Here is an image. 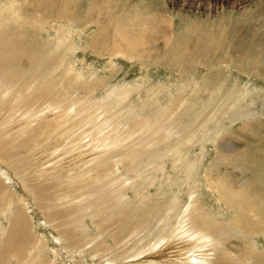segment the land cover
Instances as JSON below:
<instances>
[{"label":"rangeland","instance_id":"1","mask_svg":"<svg viewBox=\"0 0 264 264\" xmlns=\"http://www.w3.org/2000/svg\"><path fill=\"white\" fill-rule=\"evenodd\" d=\"M234 25L256 41L264 0H0L1 264H264L263 204L208 187L264 160V79L217 63Z\"/></svg>","mask_w":264,"mask_h":264},{"label":"bare ground","instance_id":"2","mask_svg":"<svg viewBox=\"0 0 264 264\" xmlns=\"http://www.w3.org/2000/svg\"><path fill=\"white\" fill-rule=\"evenodd\" d=\"M45 2V1H44ZM49 2V0H48ZM77 3V2H76ZM69 4V3H68ZM68 4L66 5L65 1H63V6L66 8V6H68ZM89 5H93V2H89ZM89 7V6H88ZM68 9V8H67ZM59 13V12H58ZM69 13V12H68ZM62 15V14H60ZM74 16L73 13L70 14V17ZM90 16V15H89ZM88 17V16H87ZM87 20V19H85ZM228 26V25H227ZM157 29V28H156ZM239 27L237 25L232 26L231 28L228 29L227 32V36L225 37V39L221 42L220 47L222 49L221 54L222 57L219 58L217 60V63H220V65H222V68L228 69L230 68L229 65L230 63H233L235 65V67L240 70L241 72H243L244 70L247 72V74H253L256 77H260L264 79V33H259L258 36H256V41L253 38H247L245 37V33H239L238 31ZM169 38V37H168ZM172 39V38H171ZM178 40V38H176ZM194 41H196L195 43H192L187 50V46L186 50L188 55H192L191 56V62H190V67L193 66L194 64L197 65H201L200 62H202L200 59H197V56H203V54H207L206 57H210L212 59V55H210L211 52V48L210 47H206L205 46V41L200 37H197L194 39ZM177 42V41H174ZM179 42V41H178ZM174 45V43H172ZM189 44V43H188ZM182 51L184 48H182V46H179L178 44H176ZM174 45L173 46V50L176 48ZM187 45V44H186ZM136 46V45H135ZM177 47V48H178ZM167 48V47H166ZM171 49V48H170ZM166 50V49H165ZM164 50V51H165ZM168 50V49H167ZM177 49H175L174 51H176ZM179 50V49H178ZM170 50H168L169 52ZM202 51V52H201ZM167 52V51H166ZM177 53V52H176ZM185 53V52H184ZM203 53V54H202ZM146 54V53H145ZM166 54V53H164ZM163 54V55H164ZM162 55V54H161ZM160 55V56H161ZM162 55V56H163ZM156 56V55H155ZM161 56V57H162ZM220 56V54H219ZM259 57V59L257 57ZM160 57V59L158 60L157 57L155 59V57H153L154 62L156 63H161L162 61L165 62L164 60H162ZM196 57V58H195ZM256 57V58H255ZM136 58V57H135ZM159 58V57H158ZM169 58V57H168ZM260 58H263V60H261ZM209 59V58H208ZM162 62V64H164ZM204 62H206L204 60ZM209 63V62H207ZM170 64H174V60L170 62ZM168 64V65H170ZM177 65V64H176ZM188 65V64H186ZM208 66V64H206ZM219 65V66H220ZM176 67V66H175ZM204 67V66H203ZM220 68V67H219ZM240 68V69H239ZM206 69V68H205ZM181 71V70H180ZM183 71V70H182ZM237 90V88H236ZM235 94H233L234 96L232 97V99H235V101L231 102V103H227L225 104V109H227V116L232 114H235L239 111V109H236L237 106H240L241 109H243L244 105H243V92H241L239 89L237 90V92H234ZM215 95V94H214ZM213 95V96H214ZM218 96V95H217ZM219 97V96H218ZM217 97V98H218ZM221 97V96H220ZM224 97V96H223ZM241 98V99H240ZM224 99V98H223ZM217 101V100H215ZM214 101V103H215ZM219 101V100H218ZM217 101V102H218ZM226 102V101H225ZM224 103V102H223ZM251 106V105H250ZM224 108V107H223ZM224 109V111H225ZM54 110V109H53ZM242 111V110H241ZM66 112V111H65ZM224 112H222V116L225 115L223 114ZM54 115V114H53ZM33 118V117H32ZM220 119H225L224 117H221ZM220 120V121H223ZM138 127V125L136 126ZM140 127V126H139ZM134 129V127H133ZM136 130V129H135ZM223 130V129H222ZM221 130V131H222ZM225 130V129H224ZM223 130V131H224ZM130 131V130H129ZM220 131V130H219ZM131 133V132H130ZM129 134V133H128ZM215 134V133H214ZM232 135V134H231ZM210 136V135H209ZM212 136V135H211ZM210 136V137H211ZM209 137V139H210ZM233 137V136H232ZM124 138V137H123ZM212 138V137H211ZM217 138V137H216ZM216 139H214L215 141ZM213 141V142H214ZM231 141V140H230ZM226 142V141H225ZM217 144V143H216ZM204 145V144H203ZM223 145V144H222ZM223 147V146H222ZM221 148V147H220ZM226 151V150H225ZM224 151V152H225ZM227 152V151H226ZM223 154V153H222ZM245 154V153H244ZM264 155V154H263ZM233 157V158H232ZM230 157V160L236 161L238 160V156H232ZM242 157V155H241ZM260 159V158H259ZM258 158H256V163L253 164L254 167H256V171H258V174L256 175V173L254 171H248L249 174L246 177L248 178V184L246 188H241V187H237L236 185V190L234 191L232 188L230 187V185L228 186L229 182H225L223 183L222 179H225L224 177L218 178L220 181L222 180V184L220 183L218 186L214 185L216 183L212 182L209 183L208 187L209 188H213V190L215 191V193H217V195L219 197H223V200L225 202V204L227 205V202L230 203L228 204V206L230 208H234L235 210H240V208H246L247 210L251 211L254 213V211H256V208H259V206L261 207V205H264V201L262 203L261 199V191L264 189V160H259ZM254 160V159H253ZM253 160H249V161H253ZM255 161V160H254ZM229 162V161H228ZM188 166H190L191 168L194 167L193 163L188 162ZM196 167V166H195ZM247 169V168H246ZM249 169V168H248ZM214 170V169H213ZM209 171V170H208ZM211 171V170H210ZM215 171V170H214ZM191 172V171H190ZM224 174V173H223ZM213 175V174H212ZM230 174H228V178ZM223 176V175H221ZM225 176V175H224ZM235 176V175H234ZM252 176H254V178H251ZM227 177V175L225 176ZM212 179V178H211ZM210 179V180H211ZM208 180V182L210 181ZM218 180V183L220 182ZM213 181V179H212ZM233 181V180H231ZM211 182V181H210ZM239 183V181H238ZM193 184V183H192ZM233 184V183H231ZM250 184H251V188H250ZM239 186V185H238ZM192 187V186H191ZM190 188V187H189ZM192 189V188H191ZM190 190V189H189ZM1 192V191H0ZM191 194L192 193H188ZM264 194V193H263ZM189 196V197H190ZM264 198V196L262 197ZM234 204V205H231ZM239 206H237V205ZM262 205V207H264ZM174 208L172 210V212L179 210V208L182 206L181 200H174ZM189 206V204H188ZM187 207V206H186ZM185 207V208H186ZM260 208V209H264V208ZM183 210V209H182ZM188 210V207L186 209H184L182 211V215H181V219L179 220L181 223V228L180 229H184V224L187 223V215L186 212ZM244 210V209H242ZM180 211V210H179ZM258 211V210H257ZM177 212V211H176ZM260 212V210H259ZM173 214V213H172ZM255 214V213H254ZM264 214V211H263ZM169 218V217H168ZM241 218L243 219V217L241 216ZM240 218H235V220L233 221V225L239 228L244 227V220H242ZM263 220H264V216H263ZM20 221H21V217L18 216L15 220V230L17 231V228H19L20 225ZM22 225H23V221ZM263 222V221H262ZM247 224V223H246ZM260 224V222L258 223ZM257 224V225H258ZM165 225V224H164ZM249 225V224H248ZM256 225V227H257ZM262 225V224H261ZM258 228V227H257ZM187 229V228H186ZM248 229V228H247ZM191 230H183V233H188V231ZM250 230V229H249ZM256 230V229H255ZM261 233H264V225L262 226L261 230H258ZM206 232V231H205ZM181 233V232H180ZM190 233V232H189ZM257 233V232H256ZM182 234V233H181ZM198 234V233H197ZM185 235V234H184ZM193 235V241H192V246H195L196 248L198 247H202V248H207L210 247V241L208 236H206V233H204L203 235ZM189 236V235H188ZM23 241V240H22ZM21 243V242H20ZM19 242L16 243V245L12 246V249H15L17 251V248L19 249ZM189 250V249H187ZM247 259V256L245 257ZM224 260V259H223ZM250 260V259H249ZM226 261V260H225ZM245 261V260H244ZM224 262V261H223ZM0 264H1V259H0ZM221 264H226V263H221Z\"/></svg>","mask_w":264,"mask_h":264}]
</instances>
